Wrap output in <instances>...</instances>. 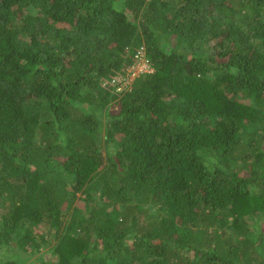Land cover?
<instances>
[{
	"label": "trees",
	"instance_id": "obj_1",
	"mask_svg": "<svg viewBox=\"0 0 264 264\" xmlns=\"http://www.w3.org/2000/svg\"><path fill=\"white\" fill-rule=\"evenodd\" d=\"M0 264H264V0H0Z\"/></svg>",
	"mask_w": 264,
	"mask_h": 264
},
{
	"label": "built area",
	"instance_id": "obj_2",
	"mask_svg": "<svg viewBox=\"0 0 264 264\" xmlns=\"http://www.w3.org/2000/svg\"><path fill=\"white\" fill-rule=\"evenodd\" d=\"M137 61L128 67V72L117 74L111 81L115 85V89L120 91L130 87L135 76L142 72H150L153 70L150 60L146 55V48L142 45L136 52Z\"/></svg>",
	"mask_w": 264,
	"mask_h": 264
}]
</instances>
